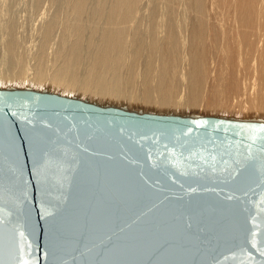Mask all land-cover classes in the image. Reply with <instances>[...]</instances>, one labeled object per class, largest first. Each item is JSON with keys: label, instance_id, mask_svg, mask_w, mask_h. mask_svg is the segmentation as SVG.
Returning <instances> with one entry per match:
<instances>
[{"label": "water", "instance_id": "water-1", "mask_svg": "<svg viewBox=\"0 0 264 264\" xmlns=\"http://www.w3.org/2000/svg\"><path fill=\"white\" fill-rule=\"evenodd\" d=\"M0 264H264V119L0 86Z\"/></svg>", "mask_w": 264, "mask_h": 264}, {"label": "bare ground", "instance_id": "bare-ground-1", "mask_svg": "<svg viewBox=\"0 0 264 264\" xmlns=\"http://www.w3.org/2000/svg\"><path fill=\"white\" fill-rule=\"evenodd\" d=\"M89 1L92 0H67L70 10L66 2L67 6H62L66 8L62 18L72 15V19L70 23L69 19L64 22L67 26L63 30L65 35L61 32L63 39L58 55L51 53L55 61L59 56L61 63L51 65L54 67L51 71L44 68L45 63L38 65L32 76L33 86L40 84L38 89H42L47 85L61 94L98 103L116 104L113 97H118L122 100L116 101L118 105L128 99L127 92L131 94L132 87L138 86L140 96L131 94L130 103L165 106L169 108L167 112H176L173 109L179 108L219 109L232 111L227 114L233 117L264 119V0H149L147 18L141 16L147 23L140 19L147 24L143 30L136 23L139 21L135 22L139 18L135 17L137 11L142 13L141 9L137 10L140 0H94L95 6ZM180 1V10L184 11L183 2L187 10L186 15L178 13L186 18L183 21L177 16L176 5ZM90 5L94 8L89 11ZM86 18L88 22L84 21ZM53 20L55 27L49 20L42 30L45 42H51L49 33L54 32L53 28L63 26ZM15 46L10 42L6 48L14 54ZM45 51L48 55V50ZM16 55L22 57L19 53ZM21 60L13 65L21 64ZM12 72L9 76L0 75V80L9 81L5 85L19 86L10 81L21 82L27 78L25 66Z\"/></svg>", "mask_w": 264, "mask_h": 264}, {"label": "rangeland", "instance_id": "rangeland-1", "mask_svg": "<svg viewBox=\"0 0 264 264\" xmlns=\"http://www.w3.org/2000/svg\"><path fill=\"white\" fill-rule=\"evenodd\" d=\"M38 0H0V75L1 76H3V75H5V76H9V75H11V73L10 72H12V71H14V69L16 70V69H18V68H23L24 66H25V69H26V79H24L23 81H25L24 82V86H28L29 85V87H34V88H36V89H38V88H40V84H36V85H34L33 86V82H32V76H34V73H35V70H36V68L37 67H39L38 65H41L42 66V64L43 63H45V64H43V66L44 65H46V66H44V68H48L49 69V71H51L50 69H52V68H54L55 66H54V64L56 65V63L57 64H59V63H61V60H59L58 61V58H59V56L56 58V61H58V62H56L52 57H53V55H55V54H57L58 55V53H59V48L61 49V44H62V39H63V35L62 34H64L65 35V33L63 32V30H65L66 29V26L67 25H64V22L66 21V20H68L69 19V23H70V20L72 19V15H70V13H69V15L71 16V17H66L65 19H64V17L62 18V15L64 14V13H62L63 12V9H66V8H63L64 6H67V0L66 1H64V0H54V2H53V0H39L38 2H37ZM61 1V2H60ZM93 2H94V0H92ZM92 1H89L90 3L89 4H91L92 5ZM142 1V2H141ZM56 2V3H55ZM64 2V3H63ZM67 4H66V3ZM151 1H149V0H140V2H139V5H138V9L137 10H139L140 11V9L142 10V13H141V11L140 12H138L137 11V13L135 14V17H139V18H135V22L136 21H139V22H136L137 24H138V26H140L139 28L140 29H145L146 27H147V24H145L144 22H146L147 23V19H145V17L147 18V15L145 14V13H148V11H149V7H150V5H151V3H150ZM53 3H54V6H53ZM62 3H63V5H62ZM94 3H96V1L94 2ZM93 3V5L92 6H95V4ZM141 3V4H140ZM145 3V4H144ZM148 3L150 4V5H148ZM180 3L182 4V1H180V2H178V7H177V5H176V8L179 10H177V16L179 15L178 13L181 11L180 10V8L179 7H181V5H180ZM59 4L61 5V6H59ZM162 3H160V5H161ZM183 4H184V6L182 5V10H184V11H181V13L183 14V12H184V15H186L185 14V11H187L185 8H186V4L183 2ZM56 5V6H55ZM58 5V6H57ZM89 6V11L91 10V9H93L94 7H92V6ZM145 5V6H144ZM149 7H148V6ZM159 5V4H158ZM159 5V6H160ZM63 6V7H62ZM58 7H60V8H58ZM68 7H69V10H70V6H69V4H68ZM67 7V8H68ZM140 7V8H139ZM147 8L148 7V9H142V8ZM183 7H184V9H183ZM91 8V9H90ZM158 8V7H157ZM161 9H164V5H161V7H160ZM160 8H159V12H161L160 11ZM144 10H146L145 12H144V15H141V14H143V11ZM56 11V12H55ZM70 12V11H69ZM57 13H58V17H60L61 19V22L59 21V18L57 17ZM60 13V14H59ZM65 14H66V12H65ZM67 14H68V11H67ZM54 15V16H53ZM55 15H56V18L58 19H56L55 18V20L57 21V24H58V21H59V23L60 24H63V26H61L60 24H59V26H61V27H59L58 28V26H56V29L55 28H53L54 29V32L52 31H50V33H49V35L51 34V42H49L48 40H49V38H50V36H48V42L50 43L49 45H48V42H45L46 40L44 39L45 37L44 36H41L42 34L44 35V31H42V30H44L43 28H45L44 27V25L46 24V22L48 23H50V21H51V19L53 20L54 19V17H55ZM88 15H89V13H88ZM87 15V18L89 17ZM138 15V16H137ZM140 15V16H139ZM184 15H183V17H184ZM63 16H65V15H63ZM66 16H68V15H66ZM141 16H145V17H141ZM176 16V17H177ZM180 16H181V18H183L182 17V15L180 14ZM180 16H178L179 18H180ZM141 17V18H140ZM177 17V20L179 21L180 19ZM186 17V16H185ZM71 18V19H70ZM87 18H86V20H84L85 22L87 21ZM50 21H49V20ZM63 19V20H62ZM85 19V18H84ZM140 19H143V21L142 20H140ZM186 19V18H185ZM184 18L182 19V21L183 20H185ZM55 20H53V21H55ZM5 21H7V22H5ZM15 21V22H14ZM88 21H89V19H88ZM87 21V22H88ZM142 23H141V22ZM52 22V21H51ZM179 22H181V20L179 21ZM53 23V22H52ZM56 24V22L55 23H53V26L52 27H55L54 25ZM67 24V23H66ZM133 24V23H132ZM141 24L143 25V27L141 26ZM3 25V26H2ZM14 25V26H13ZM47 25V24H46ZM12 26V27H11ZM4 27V28H3ZM41 27V28H40ZM145 27V28H144ZM14 29V30H13ZM16 29V30H15ZM52 29V30H53ZM61 29H62V31H61ZM38 30H40V31H38ZM15 32V33H14ZM61 32H63L62 34H61ZM6 35V36H5ZM13 36L16 40H17V42H16V40L14 39V40H12L13 39V37H11V36ZM55 35V36H54ZM54 36V37H53ZM61 37V38H60ZM95 37V36H94ZM9 38H10V40H9ZM12 38V39H11ZM43 39V42H44V45H45V47H43L44 45H42L43 43H42V39ZM95 40H97V38H94ZM10 42H13V44H14V46H15V42L18 44H16V49H14L16 52L14 53L15 55L16 54H18L19 53V55H22V60H21V58L19 57V56H15L14 54H13V52H10L9 51V49H7V48H9V41ZM12 40V41H11ZM41 40V41H40ZM45 40V41H44ZM59 40H61L60 41V43L58 42ZM8 41V42H7ZM15 41V42H14ZM7 43V44H6ZM48 46H47V45ZM60 44V47H58V45ZM6 45H8V47L6 46ZM43 48H45V49H42V47ZM47 46V47H46ZM7 47V48H6ZM40 47H41V51H40ZM9 51V53H7L8 51L6 50V49ZM47 48V49H46ZM56 48H57V50H56ZM20 51H19V50ZM27 49V50H26ZM45 50H48L47 52H48V55L46 54V51ZM56 50V51H55ZM7 51V52H6ZM40 51V52H39ZM40 53V55H39V53ZM46 54H44V53ZM53 52H57V53H53ZM10 53L12 54V56H9L10 55ZM27 53V54H26ZM37 53V54H36ZM51 53H53V55L51 54ZM9 54V55H8ZM24 54V55H23ZM35 54L37 55V58L35 57ZM41 54H42V57H40L41 56ZM46 56H44V55ZM8 55V56H7ZM56 55V56H57ZM13 56H15L16 57V61L14 60V58H12ZM48 56V57H47ZM51 56V57H50ZM19 57V58H18ZM23 57H24V59H23ZM26 57H27V59H26ZM36 59H35V58ZM39 57V58H38ZM44 57V58H43ZM55 57V56H54ZM17 58L18 59H20L21 60V64H23V65H21V64H19V65H13V63H16L17 61H19V63H20V60H17ZM40 58H42V60L44 61V62H41V59ZM45 58H47V59H45ZM37 59H39L38 61H35V60H37ZM55 61V63H51V62H53V60ZM12 60L14 61V62H12ZM36 62H38V63H36ZM47 62V63H46ZM49 62V63H48ZM17 64V63H16ZM35 64H37L36 66H35ZM49 64V65H48ZM21 65V67H19ZM51 65H53L52 67H51ZM35 66V67H34ZM50 66V67H49ZM141 66V64H139L138 65V67L139 68H141L140 67ZM35 68V69H34ZM83 68H85L84 66H83ZM82 67L80 68L81 70L83 69ZM139 68H138V70H139ZM79 69V70H80ZM12 70V71H11ZM83 71H84V69H83ZM83 71H80L81 73V75L83 74L82 72ZM8 73V74H7ZM13 73V72H12ZM3 80V79H2ZM2 80H0V81H2ZM6 81L7 80H4V81H2V83L0 82V86H6L5 84H7L6 83ZM23 81H16V80H12V81H10V82H12V83H16V85H19V87H21L22 85H23ZM18 82V83H17ZM22 83V84H21ZM43 84H48V83H43ZM42 84V85H43ZM12 86H15V85H13V84H11ZM31 85V86H30ZM38 86V87H37ZM43 88H45L46 87V89H48V90H52V89H50L47 85H45V86H42ZM48 87V88H47ZM135 88H137L136 90H135V92L133 91V89H135ZM52 91H55V90H52ZM57 92H60L59 90L57 91ZM77 92V91H76ZM79 92V91H78ZM129 92V91H128ZM127 92V95H129L128 96V99H123V104H125L128 108H135V109H138V108H142L143 110H152V111H156V112H167L168 111V109L169 108H166L165 106L164 107H162V106H157V105H148V104H142V103H130L128 100H129V97L131 96V94L133 95L134 94V96L136 95V96H140V91H139V87L138 86H135V87H132V89L130 90V92H132L131 94L130 93H128ZM114 99L116 98V100H114V102L116 103L115 105H118V102H116L117 100L119 101V100H121V98H119V99H117L118 97H113ZM125 100V101H124ZM122 101V100H121ZM129 103H128V102ZM124 102H127L128 104H131V106L129 105L128 106V104H126V103H124ZM103 103V102H102ZM104 103H106V102H104ZM110 104V103H109ZM112 104V103H111ZM122 103L120 102L119 103V105H121ZM122 104V105H123ZM139 104V105H138ZM157 106V107H156ZM173 110H176V112L177 113H200V114H217V115H223V114H226L227 116H230L229 114H227V113H232V111H225L224 112V110L222 111V110H220V111H222V112H220L219 111V109L217 110V109H209V108H206V109H199V110H196V109H182V108H179V110L178 109H173ZM170 112V111H169ZM175 112V113H176ZM223 113V114H222ZM235 113V112H234ZM243 115V114H242ZM242 115H241V117H242ZM225 116V115H224ZM245 116H243V118H244Z\"/></svg>", "mask_w": 264, "mask_h": 264}]
</instances>
